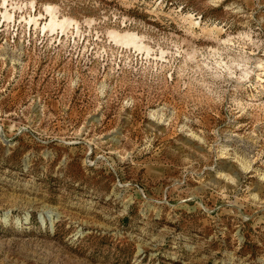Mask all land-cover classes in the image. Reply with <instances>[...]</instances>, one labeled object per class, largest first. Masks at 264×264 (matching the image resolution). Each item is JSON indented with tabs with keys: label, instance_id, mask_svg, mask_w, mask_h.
Returning <instances> with one entry per match:
<instances>
[{
	"label": "rangeland",
	"instance_id": "obj_1",
	"mask_svg": "<svg viewBox=\"0 0 264 264\" xmlns=\"http://www.w3.org/2000/svg\"><path fill=\"white\" fill-rule=\"evenodd\" d=\"M0 264H264V0H0Z\"/></svg>",
	"mask_w": 264,
	"mask_h": 264
},
{
	"label": "bare ground",
	"instance_id": "obj_2",
	"mask_svg": "<svg viewBox=\"0 0 264 264\" xmlns=\"http://www.w3.org/2000/svg\"><path fill=\"white\" fill-rule=\"evenodd\" d=\"M53 20V19H52ZM54 21V20H53Z\"/></svg>",
	"mask_w": 264,
	"mask_h": 264
}]
</instances>
